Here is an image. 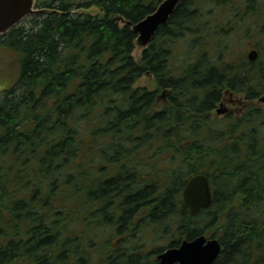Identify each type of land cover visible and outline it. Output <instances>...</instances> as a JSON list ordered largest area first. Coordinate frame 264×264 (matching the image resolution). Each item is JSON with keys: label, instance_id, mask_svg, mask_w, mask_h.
Returning <instances> with one entry per match:
<instances>
[{"label": "trees", "instance_id": "obj_1", "mask_svg": "<svg viewBox=\"0 0 264 264\" xmlns=\"http://www.w3.org/2000/svg\"><path fill=\"white\" fill-rule=\"evenodd\" d=\"M161 1L37 0L51 11L0 36L18 67L0 90V264H145L111 229L174 223L220 239L212 264H264V0H180L135 58L132 25ZM196 173L213 200L192 216Z\"/></svg>", "mask_w": 264, "mask_h": 264}, {"label": "water", "instance_id": "obj_2", "mask_svg": "<svg viewBox=\"0 0 264 264\" xmlns=\"http://www.w3.org/2000/svg\"><path fill=\"white\" fill-rule=\"evenodd\" d=\"M180 0H163L159 6L146 17L133 24L137 32V43L146 47L154 38L161 25L166 24ZM37 0H0V34H7L30 14L51 11L47 7H36ZM126 21L124 18H119ZM259 53L256 48L248 51V57L254 61ZM4 88L0 86V90ZM264 100V97H262ZM226 109L219 106L218 113ZM183 196L190 207L192 215H196L202 208H207L213 200L209 177L204 173L194 174L187 181ZM221 242L217 237H207L200 234L194 238H185L179 247L169 248L158 255L160 264H212L221 253Z\"/></svg>", "mask_w": 264, "mask_h": 264}, {"label": "rangeland", "instance_id": "obj_3", "mask_svg": "<svg viewBox=\"0 0 264 264\" xmlns=\"http://www.w3.org/2000/svg\"><path fill=\"white\" fill-rule=\"evenodd\" d=\"M80 11H83V12H89V13H92V14H97L99 12H101V10L97 7V6H93V7H90V8H86V9H81ZM32 16H29L27 17L25 20L22 21V24H25L27 26H30L32 25V21L30 20ZM4 39V38H2ZM2 42V40L0 41V43ZM142 50H143V47L141 46H136L135 50H134V56L135 58H139L141 56V53H142ZM11 52V50H0V86H3V87H7L11 82L10 78L12 76L13 80H15L18 76V67L14 64V62H9V53ZM150 82V79L149 77L147 76H144L142 78H140L136 84L138 85H149ZM233 99V101H231ZM239 100L240 99V96L237 95V96H231L229 98H227L223 103L224 105L223 106H226L227 108H231V109H235L236 108V105H237V102L236 100ZM259 106H263L264 105V101H260ZM221 106V105H220ZM155 236H156V233H154L152 230L150 232V234H148V238L145 239V241L143 242H147L148 244V249H152L154 247H157V246H166L168 244L167 241H155ZM142 241V240H140Z\"/></svg>", "mask_w": 264, "mask_h": 264}, {"label": "flooded vegetation", "instance_id": "obj_4", "mask_svg": "<svg viewBox=\"0 0 264 264\" xmlns=\"http://www.w3.org/2000/svg\"><path fill=\"white\" fill-rule=\"evenodd\" d=\"M172 232L170 234H164L160 236L157 241H167L166 246H157L152 249H148L147 242L135 241L132 236V232L127 231L121 235H117L116 229H111L112 236L108 238V241H111L113 249L121 248H131L133 247V253L139 258V261H142L145 264H160V259L158 255L169 248L179 247L182 241H179L177 223L172 225ZM157 241H154L157 243ZM133 244V246H131ZM173 264H179L175 262Z\"/></svg>", "mask_w": 264, "mask_h": 264}, {"label": "bare ground", "instance_id": "obj_5", "mask_svg": "<svg viewBox=\"0 0 264 264\" xmlns=\"http://www.w3.org/2000/svg\"><path fill=\"white\" fill-rule=\"evenodd\" d=\"M149 14H150V13H149ZM147 15H148V14H147ZM147 15H146V16H147ZM146 16H145V17H146ZM120 17H121V16H120ZM120 17H116L115 19H119ZM122 18H123V17H122ZM169 20H170V19H169ZM121 21H122V20H121ZM168 22H169V21H168ZM168 22H167L166 24H168ZM166 24H164V25H166ZM158 29H159V28H158ZM133 30H134V29H133ZM134 31H135V30H134ZM135 32H136V31H135ZM156 32H157V31H156ZM136 33H137V32H136ZM155 35H156V33H155ZM154 37H155V36H154ZM183 198H184V196H183ZM184 201H185V199H184ZM185 202H186V201H185Z\"/></svg>", "mask_w": 264, "mask_h": 264}]
</instances>
